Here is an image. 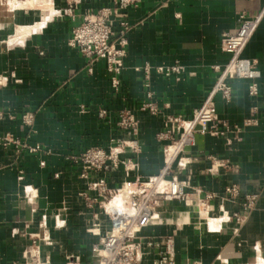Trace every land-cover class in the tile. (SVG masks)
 I'll use <instances>...</instances> for the list:
<instances>
[{
  "label": "crops",
  "instance_id": "1",
  "mask_svg": "<svg viewBox=\"0 0 264 264\" xmlns=\"http://www.w3.org/2000/svg\"><path fill=\"white\" fill-rule=\"evenodd\" d=\"M33 1L38 8H12L9 0H0V110L5 116L0 135L27 137L30 128L22 116L33 112V131L27 139L50 152L18 155L0 143V264H30L24 253L34 242L47 264H91L93 246L110 227V217L82 195L87 180L68 156L93 146L110 149L116 140L131 138L118 126L119 111L129 108L140 121L141 151L133 154L127 149L122 156L133 157L137 168L127 176L120 166L107 181L118 188L127 179L160 174L167 148L174 147L171 140L157 136L166 116L193 117L217 80L220 72L215 66L222 69L230 58L221 46L223 32L235 33L241 15H258L264 0H137L124 11L132 27L118 90L105 60L97 61L90 73L87 57L69 45L84 14L114 0ZM72 1L74 17L66 14ZM45 5L58 13L47 18ZM24 25L31 27L29 34L9 44L17 26ZM243 56L258 61V94L250 95L249 80L234 79L230 102L215 96L218 116L241 130L223 135L198 132L195 144L171 162L168 178L184 183L189 191L199 189V204L161 200L152 223L140 232L145 239L173 236L175 264H255L258 258L264 262V17ZM175 63L184 66L179 75L155 71ZM145 66L151 67L149 78ZM149 91L160 108L155 115L140 110ZM247 118L258 123L243 126ZM216 161L238 167L215 171ZM232 184L242 194H257L241 224L229 216L242 209L240 201L227 198L226 188ZM101 216L108 224L92 233L89 226L103 222ZM159 259L158 247L145 249L144 264Z\"/></svg>",
  "mask_w": 264,
  "mask_h": 264
},
{
  "label": "built area",
  "instance_id": "2",
  "mask_svg": "<svg viewBox=\"0 0 264 264\" xmlns=\"http://www.w3.org/2000/svg\"><path fill=\"white\" fill-rule=\"evenodd\" d=\"M137 0H114L110 6H105L97 11L87 12L83 20L78 24L69 39V45L78 48L88 59V71L94 70V65L99 60H105L107 69L111 74L112 86L118 90L120 87V74L124 67V58L127 55L129 43L128 33L132 27L130 21L124 17V11L132 5H136ZM72 14V5L67 9V13ZM264 17V6L261 12L255 16L241 15V24L235 33L223 32L221 38L222 49L229 53L228 62L219 70L217 80L204 99L201 106L195 110L191 119H185L179 114H169L164 120V129L158 132L159 140H171L177 148L175 155L183 151L187 146L195 144V135L198 132L225 134L228 131L239 132L240 125H230L227 120L221 119L217 113L215 96L220 94L226 102H230L233 97V87L230 83L234 79L249 80V93L256 96L259 92L258 79L260 70L258 61L253 58L243 56V52L256 32L260 22ZM139 69V68H138ZM146 77H150L151 67L145 66ZM155 71L165 76L179 75L184 71V66L180 63L171 65H161ZM140 110L150 114H157L160 108L154 99V94L149 91L147 100L144 101ZM105 110L101 111L104 116ZM3 111L0 110V120L4 118ZM118 126L131 135L125 140H116L117 145L110 149L100 146L88 147L79 154L68 156V159L81 167V177L87 180V190L82 193L86 199L99 204L105 209L110 217V227L102 236L99 243L93 246L94 256L97 261L91 264H144L143 254L146 248L158 247L160 249V259L156 264L174 263V237H151L140 236L142 229L150 225L155 218L156 208L159 201L182 200L199 204L201 192L199 189L187 190L184 183L176 179H169L171 162L166 160V165L160 174L151 176L146 180L127 179L122 186L113 188L107 181V175L123 166L126 175L137 168V162L133 157H123L122 153L127 149L133 154L141 151L138 139L140 132V121L136 114L129 108H123L118 113ZM35 114L25 112L22 116L23 124L30 128V137L34 125ZM256 118H247L243 126L256 125ZM13 133L0 135V143L4 147H12L18 155L24 152L49 153L40 143H30ZM171 147L167 148L170 149ZM168 155V154H167ZM174 155V156H175ZM212 170L220 168L236 169L238 165H231L229 162L216 161ZM93 174H97L93 178ZM99 174V176H98ZM102 174V175H100ZM127 189V194L122 198L121 206L112 207L107 204ZM90 192L95 195L91 198ZM227 198L231 201H240L241 210L233 211L229 216L241 224L245 216L254 208L257 194H242L237 184H232L226 188ZM212 197L208 195L207 198ZM43 240L49 242V236H43ZM34 247L24 253L28 262L32 263L42 259L40 246L34 242ZM41 264V263H39Z\"/></svg>",
  "mask_w": 264,
  "mask_h": 264
},
{
  "label": "bare ground",
  "instance_id": "3",
  "mask_svg": "<svg viewBox=\"0 0 264 264\" xmlns=\"http://www.w3.org/2000/svg\"><path fill=\"white\" fill-rule=\"evenodd\" d=\"M9 4H10V7L12 8H38L37 5L34 3L33 0H9ZM43 10L47 13H49L50 9H52L53 7L50 6V5H45L42 7ZM57 10V9H56ZM49 11V12H48ZM53 13V12H52ZM54 15V14H53ZM51 16V15H50ZM47 17V18H50ZM17 31H16V34L11 36L10 39H9V44L11 43H14V42H19V41H22L25 39V37L29 34V32L31 31V27L29 26H18L17 27ZM40 28V27H39ZM36 29V28H35ZM7 42V43H8ZM176 150L177 148L176 147H171L170 149H168V160H172V158L174 157L175 153H176ZM124 197L125 195L127 194V189L124 190L122 193H121ZM120 194V195H121ZM116 196L115 198H113L110 203L107 204L108 208L111 210L112 207L117 208L118 206V197L120 196ZM218 222V221H217ZM212 225V224H211ZM214 227V226H213ZM263 258V257H262ZM258 258V262L255 263V264H264V262H262L263 260ZM264 259V258H263ZM68 264H74V263H68ZM75 264H78L75 262Z\"/></svg>",
  "mask_w": 264,
  "mask_h": 264
},
{
  "label": "rangeland",
  "instance_id": "4",
  "mask_svg": "<svg viewBox=\"0 0 264 264\" xmlns=\"http://www.w3.org/2000/svg\"><path fill=\"white\" fill-rule=\"evenodd\" d=\"M38 3H41V2H44V0H40V1H37ZM71 5H72V14L75 16L76 14H75V11H74V9H75V5H76V3H75V1H72V2H70V4H69V6H68V9L71 7ZM1 8H3V6H1ZM50 11V12H49ZM48 12H49V15H47V17H49L50 15H53V14H56V13H58V11L57 10H55V8H52V9H50ZM53 12V13H52ZM92 12V11H91ZM45 14H46V12H45ZM61 14V13H60ZM66 14L67 15H69V16H71L70 14H69V12L67 13L66 12ZM86 14V13H85ZM84 14V15H85ZM83 20V19H82ZM18 27V26H17ZM16 29H18V28H16ZM122 198H124V196L121 194L119 197H118V206H117V208L118 207H120L121 206V202H122ZM107 213V212H106ZM108 214V213H107ZM106 217H102L101 216V220H103V222H101L100 224H99V221L98 220H96L97 222H95L94 223V225H91V226H89L90 227V229H91V232L92 233H94L95 231H97V229L98 228H100L101 226H106L107 224H108V222H109V220H108V218H106V220H104ZM108 230V229H107ZM106 230V231H107ZM50 241V240H49ZM49 260V259H48ZM94 261H93V263L94 262H96L97 261V257H94V259H93ZM49 261H47V259H43V257H42V259H40L38 262L37 261H35V262H32V263H30V264H39V263H41V264H47ZM72 262H74V264H75V261H71V263ZM70 263V262H69Z\"/></svg>",
  "mask_w": 264,
  "mask_h": 264
}]
</instances>
